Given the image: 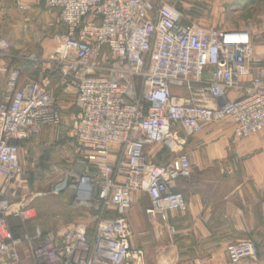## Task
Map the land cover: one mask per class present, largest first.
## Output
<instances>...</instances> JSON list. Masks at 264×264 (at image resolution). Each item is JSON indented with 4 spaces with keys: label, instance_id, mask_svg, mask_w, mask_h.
<instances>
[{
    "label": "built area",
    "instance_id": "built-area-1",
    "mask_svg": "<svg viewBox=\"0 0 264 264\" xmlns=\"http://www.w3.org/2000/svg\"><path fill=\"white\" fill-rule=\"evenodd\" d=\"M42 1L56 12L61 31L41 58L56 65L60 83L73 87L79 109L75 152L84 166L70 170V188L76 204L93 205L96 223L92 237L79 224L11 229L7 217L26 221L32 207L26 196L3 197L0 186V254L22 264L18 249L28 244L35 264H125L141 254L127 239L134 191L147 194V213L164 221L188 208L176 188L191 173L186 136L223 120L233 124L236 140L264 128L262 56L251 30L195 24L168 0ZM9 47L0 38V57ZM0 71V176L11 183L24 173L18 141L61 118L54 86L29 79L20 86L18 65ZM155 144L168 151L167 163L150 159ZM225 252L229 264H259L251 240L229 243Z\"/></svg>",
    "mask_w": 264,
    "mask_h": 264
},
{
    "label": "crops",
    "instance_id": "crops-1",
    "mask_svg": "<svg viewBox=\"0 0 264 264\" xmlns=\"http://www.w3.org/2000/svg\"><path fill=\"white\" fill-rule=\"evenodd\" d=\"M38 5H41L39 0H0V38L10 45L9 55L0 57V67L18 63L14 65L21 69L20 86L28 80L24 73L33 71V65L25 64L22 56L28 46L35 48L37 43L41 47L43 44L41 26L44 24L42 18H45L42 10L46 8L43 9V4L41 9L37 8ZM215 7L220 8L222 4ZM28 24H35V28L40 29L38 35L33 34V44L28 43ZM245 28L255 34L256 51L262 56L258 64L264 66V46L258 43L264 41V8L261 21ZM35 61L34 68L38 65ZM37 76V81L55 85L54 95L61 121L57 126H43L31 139L18 141L20 163L24 170L32 168V172L39 174L59 173L63 168L81 170L84 165L77 163L80 156L74 146V125L79 111L75 91L69 84L57 87L58 80L54 76ZM247 78L249 76L245 80ZM4 85L5 74L0 71V98ZM173 90L178 91L175 87ZM235 96L234 91L229 92L230 98ZM179 132L184 135L181 129ZM155 145L148 149L149 157L162 164L163 158L159 150H155ZM185 149L191 173L186 178H179L176 188L184 194L187 210L184 213L171 212L165 221L161 220L147 213L149 200L144 201L143 193L134 191L133 205L127 217V239L130 250H140L141 254L134 259L128 258L125 264H229L226 245L243 239L256 245L259 264H264V128L236 140L230 121L208 123L201 131L186 136ZM0 186L2 196L12 202L22 197L16 196L17 188H23L22 193L25 190L15 182L5 183L2 176ZM30 192L33 193L29 196L31 199L41 194L36 190ZM70 192L75 197L74 190L70 188ZM82 206L70 198V219L74 221L70 225L85 226L87 237H92L96 212L90 213V220L85 223V219L75 216L86 214ZM32 211L35 212L33 208ZM39 218V212L26 221L8 216L7 224L11 229L27 232H33L35 228L45 230ZM18 250L22 264H35L28 244L21 245ZM0 264H10L3 254H0Z\"/></svg>",
    "mask_w": 264,
    "mask_h": 264
},
{
    "label": "rangeland",
    "instance_id": "rangeland-1",
    "mask_svg": "<svg viewBox=\"0 0 264 264\" xmlns=\"http://www.w3.org/2000/svg\"><path fill=\"white\" fill-rule=\"evenodd\" d=\"M39 2L42 5V1L39 0ZM168 2L174 4L182 11L185 20L202 26L217 28H220L219 25L237 28L257 25L261 21V12L264 8V0H168ZM219 3L222 4V7H215V5ZM41 5H38L37 8L41 9ZM44 8L45 7H43V9ZM42 11V15L45 18H42L44 24L41 26V39L43 44L41 47L39 43H37L35 48L33 45L30 47L28 46L26 54L22 56V60H24L27 65L31 63L33 65V71L24 74L26 78L33 81L39 79V76H37L38 74H42V77L54 76L55 79L58 80L57 87L65 86L66 84L60 83L59 81L56 65L47 61V58H41L43 53L51 52L55 48V42L52 40V37L61 31V28L56 22V13L50 9H44ZM35 24H28V43L31 41L33 44L34 32H36L37 35L40 32L38 26L37 29L35 28ZM46 40H48V42H46ZM35 60L38 62L36 68H34ZM14 64L18 63L14 62L11 65ZM49 85L50 84L47 83V86ZM50 86H54L53 90L55 91V85ZM178 91L179 94L184 93L183 89H178ZM155 146V150H159L158 153L163 158L161 163L166 162L169 158L166 152H164L160 146ZM82 157L83 155H80L79 160H81ZM31 169L27 168L24 170L23 175L15 181H12L15 182L16 185L25 187L23 193V188H17L16 196L20 197L26 194V198L29 200L31 199L29 196L33 194L30 191H40L41 194L31 199V207L35 210V212H32L33 216H36V213L39 212L41 217L39 220L43 226L45 225L46 229L69 228L71 226L70 224L74 222L70 219V198L71 200L74 198L73 194L70 192V168H61L62 172L49 174L35 173V171L32 172ZM142 199L146 201L148 199L147 194L143 193ZM82 207L86 214L80 213L75 216L82 217L85 219L84 222L86 223L90 220L89 214L93 213L94 207L93 205L90 206V204ZM108 215H110V213H108ZM81 221L83 222V220ZM91 224H94V222Z\"/></svg>",
    "mask_w": 264,
    "mask_h": 264
},
{
    "label": "trees",
    "instance_id": "trees-1",
    "mask_svg": "<svg viewBox=\"0 0 264 264\" xmlns=\"http://www.w3.org/2000/svg\"><path fill=\"white\" fill-rule=\"evenodd\" d=\"M42 4L44 5V3H43V1H42ZM45 7V6H44ZM46 8V7H45ZM47 9V8H46ZM161 149H163V151L164 152H166V154L168 155V160L166 161V162H164V163H167L169 160H170V155H169V153H168V151L165 149V148H163V147H161ZM164 163H162V164H164ZM112 213V212H111ZM111 216V215H110ZM255 245V244H254ZM255 247H256V245H255ZM256 250H257V247H256ZM257 254H258V251H257Z\"/></svg>",
    "mask_w": 264,
    "mask_h": 264
}]
</instances>
